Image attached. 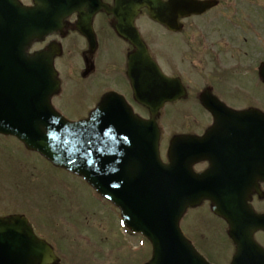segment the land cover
Returning a JSON list of instances; mask_svg holds the SVG:
<instances>
[{"label": "flooded vegetation", "instance_id": "1", "mask_svg": "<svg viewBox=\"0 0 264 264\" xmlns=\"http://www.w3.org/2000/svg\"><path fill=\"white\" fill-rule=\"evenodd\" d=\"M20 1L28 7L35 6L34 0ZM66 1L70 3L69 15L51 23L61 27L27 49L29 55L50 44L60 49L55 64L61 91L52 98V103L65 111L63 105L71 94L67 91L70 76L74 90L85 87L94 93L92 106L77 104L78 120L87 118L111 92L122 96L135 114L149 119L150 112L140 105L135 90H146L153 81L150 77L153 72L140 64L134 80L129 70L133 54L153 59L163 75L177 80L176 87L183 92L161 107L165 115L161 140L164 161L167 162L170 136L202 137L216 129L209 159H200L194 169L197 173L209 170L213 185L225 188L230 202L225 219L216 214L212 201H206L197 209H190L181 226L192 240L199 216H204L214 236L219 237V244L203 238H195L194 243L213 264H264V24L259 11L250 14L244 5L233 7L232 0H215L217 6L199 17L185 18L172 10L167 15L169 24H161L151 18L148 7L135 10L138 0ZM132 5L135 6L131 12L136 13L125 29L121 11L128 14ZM8 17L7 12L1 13L0 39L10 41L9 34L13 33V39L23 41L24 28L15 21L9 24ZM12 18L15 20L17 16ZM11 26L17 27L12 30ZM129 31L141 39L143 45L139 49L127 37ZM15 51L14 46H7L0 53V75L6 73L8 57ZM189 104L195 105L196 117L191 116L194 119L187 122L184 115L189 113L175 110ZM206 106L215 109L217 117ZM225 107L228 111H224ZM250 110L257 113L240 114ZM219 122L220 127H216ZM114 211L119 220L120 210L114 208ZM60 225L52 217L33 223L36 235L49 243L58 257L50 264H72L73 235L69 228ZM128 233L130 238L136 237ZM104 239L108 246L103 253H113L120 261L121 253L125 252L127 264H137L135 244H121L117 238L111 240L109 234Z\"/></svg>", "mask_w": 264, "mask_h": 264}, {"label": "water", "instance_id": "2", "mask_svg": "<svg viewBox=\"0 0 264 264\" xmlns=\"http://www.w3.org/2000/svg\"><path fill=\"white\" fill-rule=\"evenodd\" d=\"M150 2L153 6L160 5L158 0ZM188 2L185 1L187 11ZM177 3L173 0V6ZM51 5L47 0L39 12L21 9L26 43L39 31L48 29L44 24H35L34 17ZM57 12L62 13L61 8ZM53 13L50 10L44 16ZM52 62L51 54L41 53L39 58L29 62L28 71L19 75L16 92L20 95L24 92L25 100L0 103V131L17 135L28 148L38 150L54 164L83 176L104 196L121 204L130 226L145 233L153 242L154 257L149 264H202L199 259L191 258L187 250H177L178 244L183 242L178 221L188 206L204 198L217 200L223 213L229 207V201L223 202V198L216 197L209 172L197 176L190 170L191 163L199 156H208V149L200 150L199 154L200 141L177 139L170 152L172 164L164 167L159 160L155 123H141L131 118L127 120V151L119 157L117 137L121 136L122 122L107 119V116L117 117L113 112H118L107 108V115L97 111L87 122L69 123L50 111L47 100L59 88ZM29 91L37 93L35 103L32 98L28 99ZM34 108L38 112H34ZM14 109L16 114L12 112ZM209 139L208 135L205 140L209 142ZM119 141L121 144V137ZM119 162L125 170L117 168ZM218 195L223 197L221 193ZM3 229L0 222V238Z\"/></svg>", "mask_w": 264, "mask_h": 264}, {"label": "rangeland", "instance_id": "3", "mask_svg": "<svg viewBox=\"0 0 264 264\" xmlns=\"http://www.w3.org/2000/svg\"><path fill=\"white\" fill-rule=\"evenodd\" d=\"M261 4L264 6V0H261ZM68 78L67 91L71 94L68 102L63 106L67 118L77 121L75 110L78 106H92L94 93L90 88L85 87L74 90L71 80L73 77ZM219 89L226 92L221 85ZM187 110L192 117H196L194 104H189L187 108L181 110L177 109V112L187 114L184 112ZM10 147L18 150L13 152ZM33 169L37 172H32ZM95 200H98L96 195L85 182L64 170L52 167L38 155L22 150L18 144L0 136V217L17 210L30 220L44 217H52L56 221L64 219V222H59L62 228L65 223L72 225L75 240L73 247L76 251L73 259L82 263L86 251L99 249L95 246V240L86 243L85 237L80 233L81 230L86 231V229L81 225L79 214L86 207L91 208V205L96 207ZM43 210L45 213H42ZM89 231L97 232L96 229ZM134 243L141 245L138 239Z\"/></svg>", "mask_w": 264, "mask_h": 264}]
</instances>
